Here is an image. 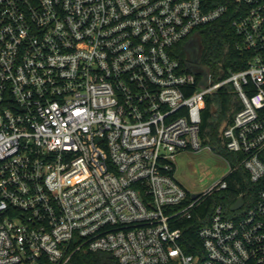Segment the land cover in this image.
I'll return each mask as SVG.
<instances>
[{"label":"built area","instance_id":"2783aa9c","mask_svg":"<svg viewBox=\"0 0 264 264\" xmlns=\"http://www.w3.org/2000/svg\"><path fill=\"white\" fill-rule=\"evenodd\" d=\"M203 1L0 0V264H68L79 251L264 264V0ZM228 12L246 66L194 72L180 49ZM225 84L241 104L221 131L238 162L191 193L176 157L202 148L206 98ZM239 168L248 183L231 207L242 205L201 215ZM196 211L200 249L186 252Z\"/></svg>","mask_w":264,"mask_h":264},{"label":"trees","instance_id":"16d2710c","mask_svg":"<svg viewBox=\"0 0 264 264\" xmlns=\"http://www.w3.org/2000/svg\"><path fill=\"white\" fill-rule=\"evenodd\" d=\"M208 8L213 7L227 0H204ZM232 8V5H230ZM232 13L228 12L221 18L211 21L199 28L203 52H201L198 65L209 70L216 79L225 77L229 70H240L246 66V54L236 48L237 36L231 26ZM185 49H180L179 54L182 61H185ZM191 70V69H190ZM228 84L223 85L214 94L207 96L205 107L202 112V124L200 129L201 146L211 144L225 157L229 163L235 166L238 156L226 148L221 135L217 136L218 127H223L230 121L240 102L234 96L233 90ZM234 154V153H233ZM228 188L221 195H213L199 206L201 215L209 216L211 207L216 203H223L229 207L237 197L239 190H242L248 183L246 172L241 168L236 169L229 175ZM240 187H236V183ZM227 203V204H226ZM197 211L194 216L186 221L183 226L182 246L186 252H195L200 249V239L197 238V229L204 223ZM68 264H120L119 261L109 252L105 251H79L74 254Z\"/></svg>","mask_w":264,"mask_h":264},{"label":"rangeland","instance_id":"374dc122","mask_svg":"<svg viewBox=\"0 0 264 264\" xmlns=\"http://www.w3.org/2000/svg\"><path fill=\"white\" fill-rule=\"evenodd\" d=\"M229 85V84H228ZM231 86V85H229ZM232 88V87H231ZM234 96L240 102L235 90ZM224 123L218 127L217 136L221 137ZM237 156V154H233ZM229 160L211 144L199 150L181 151L176 157V179L191 193H200L220 180L229 170ZM224 193L217 192L215 195ZM227 204V203H226ZM243 209L232 212L239 215Z\"/></svg>","mask_w":264,"mask_h":264},{"label":"water","instance_id":"95a60500","mask_svg":"<svg viewBox=\"0 0 264 264\" xmlns=\"http://www.w3.org/2000/svg\"><path fill=\"white\" fill-rule=\"evenodd\" d=\"M200 34L199 33H196V34H194L193 36H192V39H191V41L188 43V44H186L185 45V58H186V60L187 61H189V58H188V50L187 49H189L193 44H194V42L198 39V42H199V48H198V59H199V57H200V55H201V52H203L202 50H203V46H202V42H201V40H200V36H199ZM190 62V61H189ZM193 68V71L194 72H196V73H200L201 71H202V69L203 68H200L199 67V65H197V66H193L192 67ZM196 194H194V196H195ZM242 203H243V199L241 198V197H239L237 200H236V202L232 205V207H231V210H236V209H238L241 205H242Z\"/></svg>","mask_w":264,"mask_h":264},{"label":"flooded vegetation","instance_id":"af4514ba","mask_svg":"<svg viewBox=\"0 0 264 264\" xmlns=\"http://www.w3.org/2000/svg\"><path fill=\"white\" fill-rule=\"evenodd\" d=\"M201 40V38H200ZM199 42H198V39L194 42V44L189 48L187 49L188 50V58H189V61L192 65H198L199 63V60H200V57L198 59V48H199ZM201 56V55H200Z\"/></svg>","mask_w":264,"mask_h":264}]
</instances>
